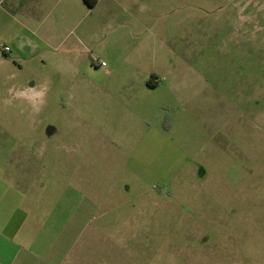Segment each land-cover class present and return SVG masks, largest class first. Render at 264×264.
Segmentation results:
<instances>
[{
  "label": "rangeland",
  "instance_id": "rangeland-1",
  "mask_svg": "<svg viewBox=\"0 0 264 264\" xmlns=\"http://www.w3.org/2000/svg\"><path fill=\"white\" fill-rule=\"evenodd\" d=\"M61 2L50 56L0 32V210L51 264H264V0Z\"/></svg>",
  "mask_w": 264,
  "mask_h": 264
},
{
  "label": "crops",
  "instance_id": "crops-1",
  "mask_svg": "<svg viewBox=\"0 0 264 264\" xmlns=\"http://www.w3.org/2000/svg\"><path fill=\"white\" fill-rule=\"evenodd\" d=\"M93 7L88 6L90 9ZM77 21L74 11L61 0H0V32L7 29L5 39L12 42L18 57L50 56L64 43L62 26L70 23L73 27ZM3 41L0 33V47L8 53L10 49L2 44ZM27 218L28 212L0 210V264H51L50 228L45 225L40 228L26 226L23 219ZM85 228L76 226L74 234ZM73 247L70 245L63 252L60 250L56 264H67V255ZM72 263L76 264L77 260ZM87 264H93V260Z\"/></svg>",
  "mask_w": 264,
  "mask_h": 264
},
{
  "label": "trees",
  "instance_id": "trees-1",
  "mask_svg": "<svg viewBox=\"0 0 264 264\" xmlns=\"http://www.w3.org/2000/svg\"><path fill=\"white\" fill-rule=\"evenodd\" d=\"M89 7L95 6L97 0H83ZM150 87H155L156 84L154 82L149 83Z\"/></svg>",
  "mask_w": 264,
  "mask_h": 264
},
{
  "label": "flooded vegetation",
  "instance_id": "flooded-vegetation-1",
  "mask_svg": "<svg viewBox=\"0 0 264 264\" xmlns=\"http://www.w3.org/2000/svg\"><path fill=\"white\" fill-rule=\"evenodd\" d=\"M263 75H264V74H263ZM262 79H264V76H263V78H262ZM263 82H264V81H262V83H263ZM262 83H258V84H257V85H258V87H259V85H260V84H262ZM263 101H264V99H263ZM255 102H256V104H257V105H259V104H260V102H259L258 100H256Z\"/></svg>",
  "mask_w": 264,
  "mask_h": 264
},
{
  "label": "built area",
  "instance_id": "built-area-1",
  "mask_svg": "<svg viewBox=\"0 0 264 264\" xmlns=\"http://www.w3.org/2000/svg\"><path fill=\"white\" fill-rule=\"evenodd\" d=\"M105 65V63H101V66H104Z\"/></svg>",
  "mask_w": 264,
  "mask_h": 264
}]
</instances>
